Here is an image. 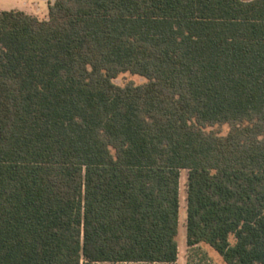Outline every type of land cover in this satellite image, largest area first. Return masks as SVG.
<instances>
[{"label":"trees","instance_id":"obj_1","mask_svg":"<svg viewBox=\"0 0 264 264\" xmlns=\"http://www.w3.org/2000/svg\"><path fill=\"white\" fill-rule=\"evenodd\" d=\"M184 170L188 247L264 264V0L0 12V264L175 263Z\"/></svg>","mask_w":264,"mask_h":264},{"label":"rangeland","instance_id":"obj_2","mask_svg":"<svg viewBox=\"0 0 264 264\" xmlns=\"http://www.w3.org/2000/svg\"><path fill=\"white\" fill-rule=\"evenodd\" d=\"M54 0H0V12L2 11H23L28 15L38 17L41 20H46L49 18V4ZM147 80L138 75H132L130 73H126L121 75L118 79L115 80V83L119 86H125L128 83H134L135 85H141L146 83ZM229 131V127H223V133L227 134ZM187 178L188 172L182 171L181 177V212H180V226H179V249L183 250H211L213 253H216L210 247H203L197 249H188L186 245L187 241V204H186V190H187ZM186 255L184 252H181V256ZM188 256V254H187ZM212 261L213 264L215 260L209 255L203 253V251H190L189 253V262L191 264H206L207 261Z\"/></svg>","mask_w":264,"mask_h":264},{"label":"crops","instance_id":"obj_3","mask_svg":"<svg viewBox=\"0 0 264 264\" xmlns=\"http://www.w3.org/2000/svg\"><path fill=\"white\" fill-rule=\"evenodd\" d=\"M186 245H187V241H186ZM203 247H207L208 248V246L202 245V246L194 247L193 249L203 248ZM188 249H191V248L188 247ZM185 251H186V255L181 256V252H184V254H185ZM190 251H195V252L203 251V253L209 254L215 260L216 264H226L224 262L223 258L219 254H215L211 250H183V251H181L180 249H179V254H178L177 261L175 263H172V264H191L189 262V253H190ZM187 254H188V256H187ZM98 264H166V263H98Z\"/></svg>","mask_w":264,"mask_h":264},{"label":"built area","instance_id":"obj_4","mask_svg":"<svg viewBox=\"0 0 264 264\" xmlns=\"http://www.w3.org/2000/svg\"><path fill=\"white\" fill-rule=\"evenodd\" d=\"M206 264H213L212 261L208 260Z\"/></svg>","mask_w":264,"mask_h":264}]
</instances>
